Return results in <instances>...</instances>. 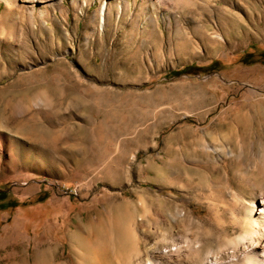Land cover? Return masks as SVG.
<instances>
[{
  "label": "rangeland",
  "instance_id": "obj_1",
  "mask_svg": "<svg viewBox=\"0 0 264 264\" xmlns=\"http://www.w3.org/2000/svg\"><path fill=\"white\" fill-rule=\"evenodd\" d=\"M127 1L0 0V264L78 225L210 262L264 199V0Z\"/></svg>",
  "mask_w": 264,
  "mask_h": 264
},
{
  "label": "bare ground",
  "instance_id": "obj_2",
  "mask_svg": "<svg viewBox=\"0 0 264 264\" xmlns=\"http://www.w3.org/2000/svg\"><path fill=\"white\" fill-rule=\"evenodd\" d=\"M33 1L41 2V0ZM121 2L125 4L128 1L121 0ZM78 3L80 4L79 1ZM107 8L108 4L103 1L102 23L105 21ZM97 222L101 226L105 224L103 214H98ZM240 229L241 234L238 237L225 242L219 248L220 251H231L225 258L218 259L216 253L214 261H207L208 257L201 259L198 247L193 242H186L183 245H174V249L164 253L162 259L168 264H264V199L258 200L257 204L248 209ZM70 237L73 264H163L154 262L152 256L144 260L139 247L130 243L132 237L130 230L122 225L115 244H109L106 240L100 242L93 231L79 225L72 231ZM0 246H5L4 242H1ZM56 251L55 244L51 242L43 244L36 251L33 264H68L67 261H56Z\"/></svg>",
  "mask_w": 264,
  "mask_h": 264
},
{
  "label": "trees",
  "instance_id": "obj_3",
  "mask_svg": "<svg viewBox=\"0 0 264 264\" xmlns=\"http://www.w3.org/2000/svg\"><path fill=\"white\" fill-rule=\"evenodd\" d=\"M182 71V70H181ZM181 71H178V72H176V73H180Z\"/></svg>",
  "mask_w": 264,
  "mask_h": 264
}]
</instances>
